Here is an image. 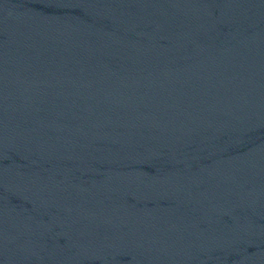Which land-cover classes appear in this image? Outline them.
<instances>
[{
    "label": "water",
    "instance_id": "obj_1",
    "mask_svg": "<svg viewBox=\"0 0 264 264\" xmlns=\"http://www.w3.org/2000/svg\"><path fill=\"white\" fill-rule=\"evenodd\" d=\"M0 264H264V0H0Z\"/></svg>",
    "mask_w": 264,
    "mask_h": 264
}]
</instances>
